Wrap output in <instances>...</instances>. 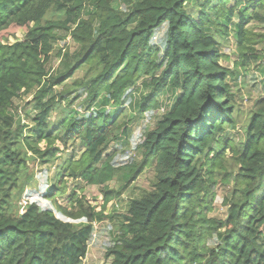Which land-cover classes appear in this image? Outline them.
I'll return each mask as SVG.
<instances>
[{
    "label": "trees",
    "instance_id": "trees-1",
    "mask_svg": "<svg viewBox=\"0 0 264 264\" xmlns=\"http://www.w3.org/2000/svg\"><path fill=\"white\" fill-rule=\"evenodd\" d=\"M117 1L0 0V264H82L105 208L96 211L77 190L103 186L108 203L121 194L109 182L127 189L150 160L154 189L130 200L109 264H264V90L239 148L230 138L238 119L228 81L264 56L255 49L264 42L255 31L264 0H124L127 10ZM18 30L25 36L9 41ZM232 31L234 69L221 63L222 38ZM67 37L78 48L59 51V72L51 74L54 46ZM85 67L82 79L69 81ZM142 81L149 93L136 103L140 114L165 98L173 104L145 131L143 161L119 160L108 149L128 134L121 115ZM79 88L96 107L86 115L73 107ZM20 96L32 97L28 136L12 111ZM77 140L79 155L68 151ZM31 159L61 160L41 189L58 211L38 198L19 210L36 184ZM220 184L229 186L225 218L209 215Z\"/></svg>",
    "mask_w": 264,
    "mask_h": 264
},
{
    "label": "rangeland",
    "instance_id": "rangeland-1",
    "mask_svg": "<svg viewBox=\"0 0 264 264\" xmlns=\"http://www.w3.org/2000/svg\"><path fill=\"white\" fill-rule=\"evenodd\" d=\"M195 1V0H191ZM215 2L216 0H212ZM115 6L127 10L128 5L126 1L119 0L115 3ZM256 33L264 34V24L255 25ZM165 31L161 29L160 34ZM65 35V33H63ZM25 36L24 30H18L16 34L9 36V41L13 42L17 39H22ZM222 51L225 57L221 59V63L227 68H236L235 62L239 60V54L236 48L235 32L232 31L230 35L222 38ZM76 43L71 41L69 37L60 40L55 44L52 53V59L48 65L49 72L51 74L59 72L61 58L58 55L59 51L70 49L75 51L78 47ZM258 54L264 55V42H259L255 45ZM235 77H229V84L232 86V91L236 95L237 113L236 117L238 122L230 132V138L232 141L241 148L246 136L245 122L248 118V114L252 109L255 108L257 101L263 94L264 90V56L257 61H253L246 71L239 69ZM87 71V67L79 69L74 77L69 81L72 82L74 79H82ZM143 81L139 84V88L135 91V96L132 104L125 106L124 112L121 115L120 121H128L129 132L126 136L121 138L117 142H113L109 149V153H114L119 160H126L132 158L136 162L141 163L144 159L142 149H139L138 145L143 142L144 133L146 130H152L157 127V124L161 117L171 108L173 100H166L165 104L162 105L156 111L146 112L143 115L140 114L136 103L141 101L148 93L149 89L142 86ZM59 88V87H58ZM62 87H60L61 89ZM75 98L73 107L76 108L81 115H86L93 112L96 109L89 102L87 94L82 90L78 89L71 93V97ZM168 94H164L166 97ZM32 97L20 96L15 98L14 107L12 109L17 124L28 125L25 128L27 136L30 135L31 123L26 118L27 113L33 112V108L30 106L29 101ZM116 105L106 106L109 112L114 114L116 112ZM56 114H52V119L55 120ZM57 145H60L59 143ZM61 146V145H60ZM46 143L41 144V148L46 149ZM76 151V154H81L82 146L80 141H72L69 143L68 151ZM32 155V152H29ZM48 163L43 162L41 159H31L29 162V171L34 173L36 176V184L33 187H29L25 190L23 197L18 201L19 210L26 208L28 203L37 200L41 201L43 206L50 205L56 211L53 199L44 198L41 194V189L47 187V183L53 179L55 169L61 162L60 159L50 160L46 159ZM52 161V162H51ZM155 162L150 160V163L145 166L143 172L138 178L125 190H120V182L112 180L109 182V189L115 192L121 191L119 196H114L108 203L104 201L103 186L98 185H84V188L78 189V195H85L89 199V203L95 206V210L99 211L105 208V217L101 220H97L94 223L93 237L89 243L86 257L83 259L82 264H109L112 261V257H107L108 247L115 244V238L119 232V227L123 218V215L127 213L128 205L131 199L140 197L148 191L154 189V183L156 182ZM75 182L69 186L66 191L61 193L58 197L60 203L65 204L67 195L74 189ZM229 186L220 184L217 188V196L214 202V207L209 211V215L217 218H225L227 216V207L224 204V196L228 194Z\"/></svg>",
    "mask_w": 264,
    "mask_h": 264
},
{
    "label": "built area",
    "instance_id": "built-area-1",
    "mask_svg": "<svg viewBox=\"0 0 264 264\" xmlns=\"http://www.w3.org/2000/svg\"><path fill=\"white\" fill-rule=\"evenodd\" d=\"M69 39H70V37H69ZM71 40V39H70Z\"/></svg>",
    "mask_w": 264,
    "mask_h": 264
},
{
    "label": "clouds",
    "instance_id": "clouds-1",
    "mask_svg": "<svg viewBox=\"0 0 264 264\" xmlns=\"http://www.w3.org/2000/svg\"><path fill=\"white\" fill-rule=\"evenodd\" d=\"M23 212V211H22Z\"/></svg>",
    "mask_w": 264,
    "mask_h": 264
}]
</instances>
